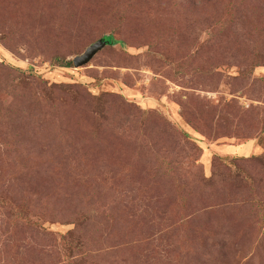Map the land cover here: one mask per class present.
Listing matches in <instances>:
<instances>
[{
  "label": "rangeland",
  "instance_id": "1",
  "mask_svg": "<svg viewBox=\"0 0 264 264\" xmlns=\"http://www.w3.org/2000/svg\"><path fill=\"white\" fill-rule=\"evenodd\" d=\"M0 264H264V0H0Z\"/></svg>",
  "mask_w": 264,
  "mask_h": 264
},
{
  "label": "water",
  "instance_id": "2",
  "mask_svg": "<svg viewBox=\"0 0 264 264\" xmlns=\"http://www.w3.org/2000/svg\"><path fill=\"white\" fill-rule=\"evenodd\" d=\"M107 43L108 41L103 38L87 47L83 54L73 58L74 67H81L89 63V61L98 53L99 50L105 47Z\"/></svg>",
  "mask_w": 264,
  "mask_h": 264
},
{
  "label": "trees",
  "instance_id": "3",
  "mask_svg": "<svg viewBox=\"0 0 264 264\" xmlns=\"http://www.w3.org/2000/svg\"><path fill=\"white\" fill-rule=\"evenodd\" d=\"M104 39H106L109 42V44L113 43V39L111 37H105ZM70 65H71L70 62L65 63V66H70Z\"/></svg>",
  "mask_w": 264,
  "mask_h": 264
}]
</instances>
